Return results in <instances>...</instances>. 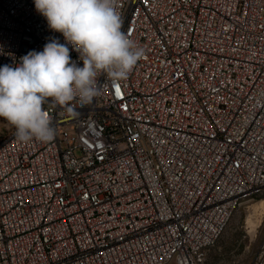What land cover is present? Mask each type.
Wrapping results in <instances>:
<instances>
[{"label": "built area", "instance_id": "2783aa9c", "mask_svg": "<svg viewBox=\"0 0 264 264\" xmlns=\"http://www.w3.org/2000/svg\"><path fill=\"white\" fill-rule=\"evenodd\" d=\"M119 10L145 49L127 80L45 104L48 143L0 141V264H203L264 191V0ZM53 38L34 0H0V67Z\"/></svg>", "mask_w": 264, "mask_h": 264}, {"label": "clouds", "instance_id": "9594fccd", "mask_svg": "<svg viewBox=\"0 0 264 264\" xmlns=\"http://www.w3.org/2000/svg\"><path fill=\"white\" fill-rule=\"evenodd\" d=\"M49 29L62 33L43 51H30L16 66L0 67V118L15 128L20 143L52 141L56 129L45 104L75 115L71 106L90 105L101 94V77L113 86L127 80L145 49L123 30L119 0H34ZM82 66L73 60L70 48Z\"/></svg>", "mask_w": 264, "mask_h": 264}, {"label": "rangeland", "instance_id": "374dc122", "mask_svg": "<svg viewBox=\"0 0 264 264\" xmlns=\"http://www.w3.org/2000/svg\"><path fill=\"white\" fill-rule=\"evenodd\" d=\"M10 131L8 122L0 118V141L4 140ZM263 202L264 191L247 201L237 211L220 240L207 252L203 264H264V257H260L264 251V212L257 214H261L258 216L260 222L254 229L249 227L248 221L253 208ZM167 264L179 263L172 260Z\"/></svg>", "mask_w": 264, "mask_h": 264}, {"label": "bare ground", "instance_id": "6f19581e", "mask_svg": "<svg viewBox=\"0 0 264 264\" xmlns=\"http://www.w3.org/2000/svg\"><path fill=\"white\" fill-rule=\"evenodd\" d=\"M259 212H261V213L264 212V202L261 203V204L260 203L257 204V206H255L253 208V212L248 217L249 218L248 221H249V225H250L249 227H251L252 229H254L255 227H257L258 224H259V222H260V220L258 219V216L260 217L261 214L260 215H257Z\"/></svg>", "mask_w": 264, "mask_h": 264}, {"label": "snow or ice", "instance_id": "6c2138e0", "mask_svg": "<svg viewBox=\"0 0 264 264\" xmlns=\"http://www.w3.org/2000/svg\"><path fill=\"white\" fill-rule=\"evenodd\" d=\"M117 91H118V89H117Z\"/></svg>", "mask_w": 264, "mask_h": 264}]
</instances>
